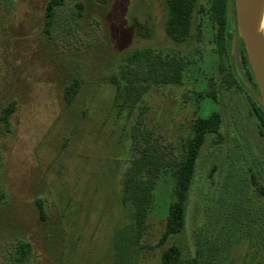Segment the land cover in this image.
<instances>
[{"label":"rangeland","instance_id":"obj_1","mask_svg":"<svg viewBox=\"0 0 264 264\" xmlns=\"http://www.w3.org/2000/svg\"><path fill=\"white\" fill-rule=\"evenodd\" d=\"M47 1L14 0L9 12L0 7V111L15 103L9 129L0 123V259L5 245L23 238L36 264H160L173 241L184 259L194 256V229L202 225L201 259L264 264V139L251 101L235 85H221L225 63L208 0H198L199 36L182 46L165 34V0H64L45 32ZM230 21L236 30L232 8ZM241 43L236 33L231 59L245 82ZM143 47L179 51L186 69L180 84L152 86L132 106L116 95L114 81L128 53ZM74 78L79 89L67 102ZM214 111L222 117L221 140L209 136L200 153L186 231L159 244L174 187L164 169L135 241L132 213L122 202L132 126L141 119L157 143L180 157L193 120Z\"/></svg>","mask_w":264,"mask_h":264},{"label":"trees","instance_id":"obj_2","mask_svg":"<svg viewBox=\"0 0 264 264\" xmlns=\"http://www.w3.org/2000/svg\"><path fill=\"white\" fill-rule=\"evenodd\" d=\"M104 1V0H100ZM64 0H48L44 10V30L50 32L54 23V13ZM14 0H0V7L6 12L14 8ZM78 14H81V4H76ZM166 18L164 31L169 40L176 46L186 44L196 32L195 16L198 9V0H165ZM233 9L234 24L235 8L233 0H208V12L214 28L213 39L220 59L221 85L226 88L236 86L252 103V113L257 120L261 137L264 139V111L251 95L258 96L255 78L247 60L243 43V53L239 57V67L245 80L238 77L234 62L231 59L232 32L230 14ZM127 64L119 72L114 81L116 95L123 96V102L136 105L143 95L152 86L180 84L186 69L185 57L179 51L161 52L151 47L133 49L128 53ZM79 82L74 78L65 88V99L70 102L77 94ZM213 98V93H208ZM15 110L14 101H10L0 111V123L6 131L10 127V116ZM222 117L217 111L206 117L197 116L191 125V133L186 140L183 154L178 157L170 155L166 147L157 143L149 130L143 127L142 120L132 126L130 159L122 181V202L132 213L135 241L142 236L148 209L152 201L155 184L160 172L169 169L174 176L173 199L168 205L165 226L159 238L163 245L172 238L186 231L187 208L190 200V190L193 184L200 153L209 136H215L216 142L221 140L220 127ZM0 156V181H1ZM5 201L3 187L0 183V204ZM39 216L44 220V205L41 199L36 201ZM202 231L205 227L194 229L195 255L188 259L182 256V247L177 242H170L161 252L160 264H209L208 258L201 259L200 254L203 239ZM196 235V236H195ZM214 261V260H213ZM0 264H36L33 259V248L29 241L17 238L13 243L5 245ZM210 264H214L211 263Z\"/></svg>","mask_w":264,"mask_h":264},{"label":"water","instance_id":"obj_3","mask_svg":"<svg viewBox=\"0 0 264 264\" xmlns=\"http://www.w3.org/2000/svg\"><path fill=\"white\" fill-rule=\"evenodd\" d=\"M236 31L232 32L231 54L235 49L236 33L241 38L248 63L256 81L258 96L251 93L264 111V35L258 21L264 0H233Z\"/></svg>","mask_w":264,"mask_h":264},{"label":"bare ground","instance_id":"obj_4","mask_svg":"<svg viewBox=\"0 0 264 264\" xmlns=\"http://www.w3.org/2000/svg\"><path fill=\"white\" fill-rule=\"evenodd\" d=\"M258 30L259 31H263L264 30V4H263V7L261 9L260 16H259Z\"/></svg>","mask_w":264,"mask_h":264}]
</instances>
